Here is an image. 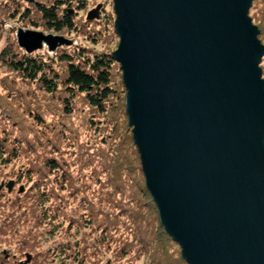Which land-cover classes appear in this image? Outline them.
Instances as JSON below:
<instances>
[{
	"label": "water",
	"instance_id": "1",
	"mask_svg": "<svg viewBox=\"0 0 264 264\" xmlns=\"http://www.w3.org/2000/svg\"><path fill=\"white\" fill-rule=\"evenodd\" d=\"M252 3L113 0L129 127L188 264H264V46ZM16 37L29 55L75 44L23 28Z\"/></svg>",
	"mask_w": 264,
	"mask_h": 264
},
{
	"label": "trees",
	"instance_id": "2",
	"mask_svg": "<svg viewBox=\"0 0 264 264\" xmlns=\"http://www.w3.org/2000/svg\"><path fill=\"white\" fill-rule=\"evenodd\" d=\"M87 9V0H0V41L16 21L76 42L29 55L12 35L0 50V163L14 162L26 186L0 198V239L17 238L18 258L28 251L33 264H188L161 224L131 128L119 134L129 122L123 73L112 51L96 49L107 21L80 17ZM250 12L264 45V0ZM120 139L137 165L125 167ZM45 238L63 243L43 248Z\"/></svg>",
	"mask_w": 264,
	"mask_h": 264
},
{
	"label": "rangeland",
	"instance_id": "3",
	"mask_svg": "<svg viewBox=\"0 0 264 264\" xmlns=\"http://www.w3.org/2000/svg\"><path fill=\"white\" fill-rule=\"evenodd\" d=\"M87 1H88V9L86 11L81 12L79 15L82 18H84V17L87 18L88 17V14L91 11L97 9L99 6H101V7L103 6V10L100 11V13L102 15V21H105V22L107 21V25L104 23L105 26L101 24V25H99L97 27V29L99 28L102 31H101V34H99V35H101V38L98 40V45L96 46V49H98L100 51H104V50L107 49L109 51H112V54H113L117 50V48L119 46V41H120L119 40V37L117 36L116 32L114 31V27L112 26L113 21L116 20L115 19L116 17L114 15V4H113V0H87ZM251 12H252V10H251ZM111 22H112V24H111ZM253 24H254V22H253ZM19 28H23L24 29V26L21 25L19 22H16V21H14V22L13 21H7L5 23V25H4L5 35H4L3 39L0 41V50L3 49L5 45H8V42L11 41V38L10 37L12 35L15 38H17L16 37V33H17V30ZM92 28H94V27L91 26L90 29H92ZM27 30H32V29H27ZM35 31H37V30H35ZM41 32H43V31H41ZM45 34H54V33H45ZM54 35H62V36H65L63 34H54ZM66 38L70 39L69 37H66ZM260 39L261 38L259 36V40ZM70 40H72V39H70ZM74 43H76V42L74 41ZM261 44L263 45L262 42H261ZM45 51H48V49L46 47H44L42 50H40V51H38V52H36L34 54H40V55H42ZM117 71H118V69H117ZM262 74H263V71H262ZM120 94L122 95L121 96V98H122L124 95H123V93H120ZM123 99H124V97H123ZM122 102H123V100H122ZM119 106H121V104H119ZM124 123H125V126H123V129H120V131H119V134L122 136L121 137L122 139H125V136L128 135L127 127L129 128V122L127 120H125ZM131 132H132V128H131ZM120 141H121L120 147L123 146L122 149L124 150L122 153L126 157V160H125L126 166L125 167L137 165L136 162L133 159L128 160L129 158L132 157L131 156L132 153L136 154V152L134 151V149H135L134 146H132V144L127 139L126 140H121L120 139ZM119 152L121 153V149L119 150ZM136 157H137V154H136ZM127 160H128V162H126ZM4 174H9V179H5ZM10 181H13L14 182V192L11 193V194H9L7 192H4V193L1 192L2 194L0 193V198L7 199V194H8L11 197H14V199H15L17 197V195L20 196V194H24V192L26 191V186L24 184L17 185V182L14 179V162L9 163V164H6V163H3L2 164V163H0V185L2 183L6 184V183H8ZM21 187H24V189H25L23 193H19V190H20ZM1 205H2V203H1ZM150 210L152 211L151 206H150ZM149 213L152 214V215H150L151 217H155V215H156L155 213H153V211L152 212H149ZM12 221H14V219H12ZM0 240L2 241V239H0ZM61 240L62 239H60V238H54V239H47V238H45L43 240H40L39 243L41 244V247H43V248H47L48 246H51L52 248H55V247L58 248L63 243V242H61ZM9 242L10 241H7L8 244L3 245V248L9 249L10 250V252H9L10 254L12 252H14V254L17 255V260H21V259L24 260L23 259L24 257L21 258V259L18 258V248L20 246H19V243H18L17 238H14V244L12 243V241H11V243H9ZM2 244H5V242L2 241ZM174 251H175V249H174ZM174 251H172V252H174ZM25 253L26 254L27 253L30 254V252H28V251H26ZM25 253L23 255H25ZM30 264H33V257H32V261L30 262Z\"/></svg>",
	"mask_w": 264,
	"mask_h": 264
},
{
	"label": "flooded vegetation",
	"instance_id": "4",
	"mask_svg": "<svg viewBox=\"0 0 264 264\" xmlns=\"http://www.w3.org/2000/svg\"><path fill=\"white\" fill-rule=\"evenodd\" d=\"M7 183L5 184V187L3 188V190L1 191L2 193L7 192L9 194L14 192V186L11 192L8 191L7 187H6ZM0 192V193H1ZM1 193V194H2ZM13 230H14V226H13ZM13 239V240H12ZM11 239L12 243L14 244V237ZM11 241L9 243H11ZM8 244L7 242H5V244H2V241L0 240V264H20L25 262L26 257L24 256V260H17V255L14 254V252H12L11 254L9 253L10 250L3 248V245ZM5 258V262H3L1 260V258Z\"/></svg>",
	"mask_w": 264,
	"mask_h": 264
}]
</instances>
